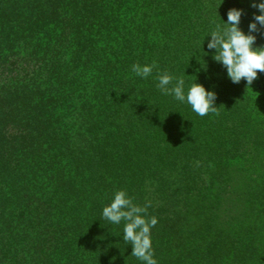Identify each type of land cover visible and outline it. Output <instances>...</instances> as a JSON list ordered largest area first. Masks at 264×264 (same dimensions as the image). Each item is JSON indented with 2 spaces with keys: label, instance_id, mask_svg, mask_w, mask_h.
I'll return each mask as SVG.
<instances>
[{
  "label": "trees",
  "instance_id": "16d2710c",
  "mask_svg": "<svg viewBox=\"0 0 264 264\" xmlns=\"http://www.w3.org/2000/svg\"><path fill=\"white\" fill-rule=\"evenodd\" d=\"M251 4L0 0V264H142L102 217L120 190L157 218V264H264V72L233 83L207 47L231 8L248 32Z\"/></svg>",
  "mask_w": 264,
  "mask_h": 264
},
{
  "label": "clouds",
  "instance_id": "9594fccd",
  "mask_svg": "<svg viewBox=\"0 0 264 264\" xmlns=\"http://www.w3.org/2000/svg\"><path fill=\"white\" fill-rule=\"evenodd\" d=\"M251 6L257 12L248 25V32L240 26L244 10L231 8L227 13V20L222 18L223 25H217L207 36L211 37L207 47L214 50L211 53L212 58L226 69L227 76L233 83L244 79L251 85L258 72H264V47H254L257 39L255 33L264 28V0H252ZM201 67L206 69L207 64L206 67L201 64ZM131 70L136 76L146 78L152 73L153 65L137 63L132 65ZM174 79L175 84L169 87ZM195 81L185 91L182 78H174L164 73L158 77V87L164 94L189 104L197 115L205 116L216 109V93ZM144 213L146 208L133 204L123 190L114 193L111 202L102 209V217L111 224L119 225L124 222L122 238L131 245V256L136 257L142 264H157L151 239V229L157 224V218H149Z\"/></svg>",
  "mask_w": 264,
  "mask_h": 264
}]
</instances>
